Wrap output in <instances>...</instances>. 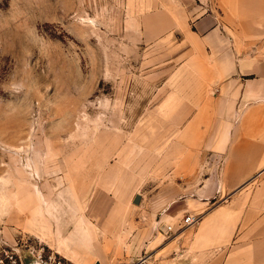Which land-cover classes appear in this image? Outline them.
I'll use <instances>...</instances> for the list:
<instances>
[{"label":"rangeland","instance_id":"374dc122","mask_svg":"<svg viewBox=\"0 0 264 264\" xmlns=\"http://www.w3.org/2000/svg\"><path fill=\"white\" fill-rule=\"evenodd\" d=\"M212 3L0 0V264H264L252 221L196 260L180 237L264 173L226 187L214 158L252 95L236 107L188 101L190 52L207 29L197 22Z\"/></svg>","mask_w":264,"mask_h":264},{"label":"crops","instance_id":"0c3cea01","mask_svg":"<svg viewBox=\"0 0 264 264\" xmlns=\"http://www.w3.org/2000/svg\"><path fill=\"white\" fill-rule=\"evenodd\" d=\"M208 9L210 13L197 22L196 29L207 27L204 45H193L194 50L190 52L194 54L189 58L187 69L195 85L189 89L188 101L192 106L224 104L236 107L240 102L243 106L247 97L252 95L253 102L247 104L251 106L250 114L240 120L239 130L236 128L231 132L227 145L215 148L217 151L214 152V158L219 155L222 162L221 184L236 187L254 172L264 170V113L260 110L264 108V0H219L217 5L212 3ZM206 90L219 93L203 102L199 98H190ZM232 118L233 115H229V121ZM193 126L190 124V129ZM215 181L209 176L205 185L208 182L216 184ZM241 194L236 205L227 210L209 211L199 224L181 233L180 237H185L181 241L188 250L184 255L196 260L197 251L206 250L215 241H228V234L234 228L240 224L249 225L250 221L257 234L264 233V219L259 220L262 203L257 202L264 196V173L257 180V186L252 187V192ZM250 195L253 198L248 203ZM245 201L247 204L242 203ZM225 218L227 221L230 218L235 224L227 228V222L223 228ZM218 228L226 230L224 237L222 232L216 231Z\"/></svg>","mask_w":264,"mask_h":264},{"label":"built area","instance_id":"2783aa9c","mask_svg":"<svg viewBox=\"0 0 264 264\" xmlns=\"http://www.w3.org/2000/svg\"><path fill=\"white\" fill-rule=\"evenodd\" d=\"M198 217L194 214H188L185 218V223L187 225H190V224H194L196 222H198ZM172 227L169 226V229H171ZM13 263L15 264H20L17 260H12ZM40 263L41 264H69L68 262H66L65 260L61 259V258H55V257H52L50 256L49 258H46V259H43L41 258L40 260Z\"/></svg>","mask_w":264,"mask_h":264},{"label":"water","instance_id":"95a60500","mask_svg":"<svg viewBox=\"0 0 264 264\" xmlns=\"http://www.w3.org/2000/svg\"><path fill=\"white\" fill-rule=\"evenodd\" d=\"M140 198H141V194L140 193L136 194L134 197V202H139ZM37 264H41V263L37 262ZM95 264H101V263L100 261H97Z\"/></svg>","mask_w":264,"mask_h":264}]
</instances>
